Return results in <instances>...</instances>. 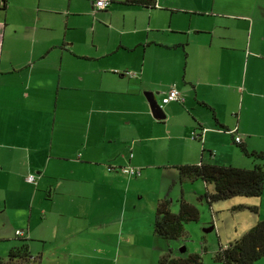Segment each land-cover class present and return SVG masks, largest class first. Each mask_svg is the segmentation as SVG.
Listing matches in <instances>:
<instances>
[{"label": "crops", "instance_id": "0c3cea01", "mask_svg": "<svg viewBox=\"0 0 264 264\" xmlns=\"http://www.w3.org/2000/svg\"><path fill=\"white\" fill-rule=\"evenodd\" d=\"M0 1V212L13 200L32 204L45 181L48 200L69 198L76 222L66 238L91 226L136 239L143 220L155 246L158 200L168 197L175 213L179 199L202 206L197 195L211 189L180 182L175 166L241 162L227 155L228 142L264 151V0H110L104 10L93 0ZM170 87L179 99L161 104ZM144 91L164 118L152 115ZM19 185L27 193L17 196ZM247 198L234 202L256 206ZM259 220L260 211L227 242ZM204 243L188 253L202 257Z\"/></svg>", "mask_w": 264, "mask_h": 264}, {"label": "rangeland", "instance_id": "374dc122", "mask_svg": "<svg viewBox=\"0 0 264 264\" xmlns=\"http://www.w3.org/2000/svg\"><path fill=\"white\" fill-rule=\"evenodd\" d=\"M220 143L221 145H227L225 140ZM228 144L231 147L225 150L227 155L232 158L233 154H239V158L242 160L241 162H232V166L241 165V168H251L253 166L254 159L242 153L240 147L235 143L228 142ZM233 163L235 164L233 165ZM49 182H52L54 186L53 179H49ZM31 184L32 189H34V182H31ZM147 185L148 189L156 187L155 183L154 185L147 183ZM19 187V191L15 190L18 192L17 196L21 193H27L26 185H19ZM37 188L40 191L34 196L32 204L13 200V203L11 202L10 206L7 207V211L0 212V259L6 260L9 249L25 243L31 254L29 264H38V256L41 254L39 264H158V256L162 253H169L172 256H185L189 250L195 251L193 250L194 247H196L197 252L201 251L200 244L203 239L205 240V251L202 252V257L200 256L202 264H221L214 260V251L219 246H224V243H228L227 241L234 235L235 229L240 230L259 211L261 219H264L263 185L259 198H247L256 200V213L246 208H235L236 204H243L242 202H234L235 200L246 198L240 196L212 202L210 205L214 204L211 206L214 213H211L205 202V205L202 204V206L195 203L194 206L198 210V219L185 223L180 237L170 240L158 238L155 246L153 245L154 237L152 238V234L147 237L144 233L146 223L143 220L141 221L143 225L141 223L135 225L137 230L142 229V233L136 239H131L130 236L124 233L108 236L99 232L98 229L94 230L93 234V227L91 226L86 233L79 232L66 238L65 236L68 235L67 232L70 231V227L76 222L71 219L70 206L67 201L69 198L65 195L63 198H59L57 202L48 200L46 192H43L46 190L45 181L43 185L39 182ZM1 197L2 192L0 191V202ZM260 201L262 203L259 208L258 202ZM224 204H228L229 208L220 211L225 207ZM215 209H218L219 212L214 211ZM59 218L64 219L60 226L64 227V232L56 238L54 227ZM79 223L84 224V221L81 220ZM79 223L77 222V230H82L83 226ZM210 225L212 227L214 225V228L204 232V228L210 227ZM123 227L124 224L122 229ZM117 228H119L118 225ZM15 230L21 231L22 234H15ZM119 232L120 229L117 233ZM126 240H129V243H134V246H127L124 242ZM66 243L70 244L72 250L69 253L60 252V255L56 254L55 247L57 244L64 246ZM117 246H119V252L114 250ZM181 247H185V251L182 253L179 252ZM254 264H264V256Z\"/></svg>", "mask_w": 264, "mask_h": 264}, {"label": "trees", "instance_id": "16d2710c", "mask_svg": "<svg viewBox=\"0 0 264 264\" xmlns=\"http://www.w3.org/2000/svg\"><path fill=\"white\" fill-rule=\"evenodd\" d=\"M124 3L153 7L155 0H124ZM238 146L242 153L254 159L251 168L203 162L181 164L175 166L178 180L180 182L201 180L206 185H210L209 191L206 190L196 197L197 200L204 201L208 205L217 200L236 196L259 198L264 185V151H246L242 145ZM169 205L168 197L160 198L152 220L153 235L165 240L180 237L183 233V225L198 219L196 207L183 199L178 200V209L175 213L169 210ZM235 208H246L256 213V206L239 205ZM262 256H264V219L257 221L238 239L225 246H219L214 253V260L221 264H254ZM30 260L31 254L27 245L21 243L18 247L9 249L7 259H0V264H29ZM158 264H202V262L197 253H188L185 256L162 253L158 256Z\"/></svg>", "mask_w": 264, "mask_h": 264}, {"label": "built area", "instance_id": "2783aa9c", "mask_svg": "<svg viewBox=\"0 0 264 264\" xmlns=\"http://www.w3.org/2000/svg\"><path fill=\"white\" fill-rule=\"evenodd\" d=\"M1 3V1H0ZM110 3V0H93V6L96 10H104L108 7ZM126 74H129L133 76L132 72H126ZM179 99V93L174 87H170L166 94L161 98V104L168 103L169 101H176ZM230 132H234V130H231ZM195 137V135H194ZM239 138L237 136H234V142H238ZM131 156V154H130ZM120 171L124 174L131 175V176H138L139 175V169L135 167L130 166H124L120 168ZM26 180L33 182L34 177L32 175L26 176ZM15 234L19 235L22 234L21 231L15 230Z\"/></svg>", "mask_w": 264, "mask_h": 264}, {"label": "water", "instance_id": "95a60500", "mask_svg": "<svg viewBox=\"0 0 264 264\" xmlns=\"http://www.w3.org/2000/svg\"><path fill=\"white\" fill-rule=\"evenodd\" d=\"M143 95L146 99V101L149 104L150 110L152 112V115L156 118V119H162L164 118V113L161 109V107L159 106V104L157 103V101L154 99L153 97V93L150 91H144ZM212 229V226L204 228V232H207L209 230ZM185 250V247H181L179 249V252H183Z\"/></svg>", "mask_w": 264, "mask_h": 264}]
</instances>
